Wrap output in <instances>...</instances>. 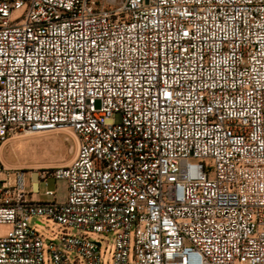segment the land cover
Returning a JSON list of instances; mask_svg holds the SVG:
<instances>
[{"label": "built area", "instance_id": "1", "mask_svg": "<svg viewBox=\"0 0 264 264\" xmlns=\"http://www.w3.org/2000/svg\"><path fill=\"white\" fill-rule=\"evenodd\" d=\"M61 130L69 165L4 163ZM0 225V264H264V0H0Z\"/></svg>", "mask_w": 264, "mask_h": 264}, {"label": "rangeland", "instance_id": "2", "mask_svg": "<svg viewBox=\"0 0 264 264\" xmlns=\"http://www.w3.org/2000/svg\"><path fill=\"white\" fill-rule=\"evenodd\" d=\"M124 0H119L123 2ZM77 152V140L72 130H61L43 132L37 134H18L12 137L3 148V161L8 168L22 169L27 171L28 179L31 174L37 175L38 170L45 168L63 167L69 165L75 158ZM32 171V172H31ZM31 186V183H29ZM65 182L49 181V187L44 183L40 184L39 200L42 202H52L53 198L47 197V190L57 191L59 201H64L67 193ZM42 221L43 226H37V222ZM32 226L36 227L45 241H58L63 233L69 231L76 234L74 230H66L47 218L34 219ZM12 227L0 225V237L6 236ZM93 239L101 240L99 234H93ZM115 243L114 237L105 239L103 252L107 257L112 256Z\"/></svg>", "mask_w": 264, "mask_h": 264}, {"label": "crops", "instance_id": "3", "mask_svg": "<svg viewBox=\"0 0 264 264\" xmlns=\"http://www.w3.org/2000/svg\"><path fill=\"white\" fill-rule=\"evenodd\" d=\"M29 187H31V188H32V185H31V186L29 185ZM39 196H40V195H38V196H37V199H38V200H39ZM37 223H39V221H38Z\"/></svg>", "mask_w": 264, "mask_h": 264}]
</instances>
